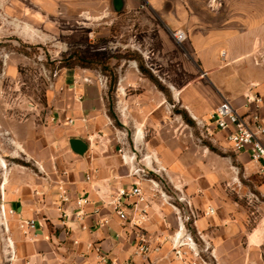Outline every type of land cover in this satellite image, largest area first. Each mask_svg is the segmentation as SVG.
I'll return each instance as SVG.
<instances>
[{"label":"rangeland","instance_id":"1","mask_svg":"<svg viewBox=\"0 0 264 264\" xmlns=\"http://www.w3.org/2000/svg\"><path fill=\"white\" fill-rule=\"evenodd\" d=\"M161 1L160 10L134 0L118 11L113 0H0V264L29 252L23 218L6 206L11 184L26 187L28 177L48 191L55 168L72 162L69 139L76 135L89 143V159L114 170L125 188L131 186L125 177L131 162L125 164L123 155L138 165L147 155L157 158L154 170L148 166L139 177L150 204L139 230L155 247L149 257L154 264H264V243L257 249L247 244L248 233L264 225V197L257 191L262 179L206 130L210 113L195 118L183 105L180 88L199 75V67L188 40L177 43L162 17L167 7L177 16V6L205 5L221 16L238 5L232 12L251 19L252 58L264 68V0ZM129 55L145 64L170 98L138 73ZM79 59L91 66L82 67ZM130 70L138 77L121 85ZM228 70L219 73L221 81L235 77ZM260 70L250 66L247 73L258 76ZM76 101L82 107L89 102L82 117L74 113ZM183 109L193 124L178 113ZM128 202L132 217L138 201ZM138 205L137 216L145 207ZM137 232L131 228L130 245Z\"/></svg>","mask_w":264,"mask_h":264},{"label":"crops","instance_id":"2","mask_svg":"<svg viewBox=\"0 0 264 264\" xmlns=\"http://www.w3.org/2000/svg\"><path fill=\"white\" fill-rule=\"evenodd\" d=\"M120 1L124 8L129 4L128 1L134 0ZM88 2L93 4L94 0H88ZM145 2L155 10L161 8V0H145ZM46 3L48 4V1ZM236 6L238 5H229L221 16L210 13L205 5L177 6L176 8L180 10L177 16L167 7L165 14H162L171 31L181 29L187 33L191 54L198 63L199 75L180 88L183 105L195 118L201 114L211 113L223 97L244 113L246 111L243 107L244 95L250 91L252 85L255 86L252 91L259 93L264 99V73L262 72L264 68L259 64V59L255 64L252 58L253 41L250 28L252 22L246 13L239 15L232 12ZM242 6L243 10L248 9L247 5ZM250 66L260 68V74L250 77L247 73ZM228 69L232 73L235 72V77L230 82L221 81L219 73L224 74V71ZM138 73L142 74L139 68ZM211 74L218 79V82L215 80L216 83H213ZM135 77H138L136 72L127 71V76L123 82L121 81V85L130 81L134 82ZM201 88L204 90L203 93ZM190 90H193L191 95L188 94ZM207 100H210L209 107L201 110L198 106ZM82 103L76 101L74 104V113L79 117L83 115L82 109L89 105V102L85 101L82 107ZM260 110L264 115V105ZM81 119L76 120L80 126L83 124V118ZM214 134L219 135L228 144L246 170L253 169L260 176L262 182L257 186V191L264 197V177L259 174L258 167L250 160V151L233 150L223 131L216 130ZM73 137L85 140L83 135ZM138 138L140 137H137V141ZM87 152L81 156L72 151L69 156L72 162L62 169L55 168L58 176L52 184L48 183V191L43 190V185L37 183V179L29 181L28 177L22 178L26 187L14 188L13 183L11 184L7 192L8 210L16 207V212L23 220L35 219L42 224L35 233L27 234L26 238L30 240L27 243L29 252L20 254L12 264H100L95 251L88 248L89 243L101 245L111 257L122 261L131 259L140 264L146 260V256L132 251V241L130 245L128 240L131 231L129 225H123L112 206L105 204L113 199L112 194L116 193L118 188L124 187V184L118 181L119 178L114 170L111 171L103 162L97 159L90 160L86 155ZM143 160L146 161L144 163L146 167L149 166L154 170L157 158L154 160L152 155H147ZM124 163L129 162L124 160ZM128 169L125 177L130 180V185L137 181L141 182L136 176L130 175L129 166ZM87 173L90 175L89 180L86 178ZM142 186H144L143 183ZM63 191L67 192L71 198L69 202L61 200L60 194ZM82 195H88L91 202L86 206V211L89 213L87 217L78 219L74 214L77 206L76 199ZM253 195L258 198V193ZM59 207L69 215L66 224L71 233L68 236L63 230L65 226ZM96 208H100V212L94 214ZM104 220H108V223L99 224ZM74 239L78 240L79 244H74ZM262 243H264V225L259 224L248 233L247 244L248 248L257 249Z\"/></svg>","mask_w":264,"mask_h":264},{"label":"built area","instance_id":"3","mask_svg":"<svg viewBox=\"0 0 264 264\" xmlns=\"http://www.w3.org/2000/svg\"><path fill=\"white\" fill-rule=\"evenodd\" d=\"M172 36L177 43H183L187 40V33L181 29L172 31ZM252 85L250 91L245 95L244 108L246 111L244 113L234 106L231 101L223 97L221 102L216 106V108L210 113L208 121L203 123V126L209 131L210 134H214L217 131H223L226 134V139L232 146V149L240 152L249 150L250 160L258 167V172L264 177V115L261 113V108L264 105L263 96L255 91ZM73 119H69V123H73ZM126 162H131L130 165V175L139 177L146 176V166L138 165L133 163L132 157L128 155L123 156ZM40 170H44L40 166ZM87 180L90 179V175L86 174ZM153 184H156L153 178H149ZM113 199L109 202H105L107 205H111L113 211L117 217L121 220V223L128 224L130 228H137L138 232L135 239L132 240V246L135 249V253L146 256V260L142 261L140 264H154L149 257L151 252L155 247H151L145 238V234L141 229L140 222L148 216L149 203L146 199L142 183L137 181L133 183L130 187H120L117 192L112 194ZM60 198L63 202H69L70 197L67 192L63 191L60 194ZM136 199L135 206L133 207L134 215L131 217L129 215L128 201ZM91 200L88 195H82L76 199V210L74 212L78 219H84L89 214L86 211V206L89 205ZM137 203V204H136ZM139 203H144L145 207L140 208L139 216H137V207ZM139 209V208H138ZM2 210L6 213L5 206H2ZM61 211V219L63 220V225L65 226L64 233L68 236L71 233L70 228L67 227L66 220L69 215L66 211ZM9 213H13L14 210H8ZM100 208L94 210L95 213H99ZM139 218V220H138ZM108 223V220L100 221L99 224ZM40 221L35 219L23 220L21 223V228L26 234L33 232L35 233L37 228L41 227ZM139 226V227H138ZM140 231V232H139ZM74 244H79V241L74 239ZM88 248L95 251L97 254L100 264H138L134 260H120L118 258H113L109 255L101 245L95 243H89Z\"/></svg>","mask_w":264,"mask_h":264},{"label":"trees","instance_id":"4","mask_svg":"<svg viewBox=\"0 0 264 264\" xmlns=\"http://www.w3.org/2000/svg\"><path fill=\"white\" fill-rule=\"evenodd\" d=\"M124 56H126V55H123L122 57H124ZM128 58L135 60L138 63V68H139L140 72L143 75H145L146 77H148L150 79V81H152L160 90L164 91V93L167 94V98H170V95L168 93L167 88L164 85H162L161 81L145 66V64L143 62H140L135 55H129ZM79 60H80V64L82 65V67L89 68L91 66L89 60H87V59H79ZM74 65H75L74 63H72V64L67 63L68 67H73ZM116 81H117V78L115 77V79L112 81V83L110 85V91L113 90L114 86L116 85ZM178 113L182 115L183 119L187 123H189V124L194 123L192 121V119H190L188 112L185 109L179 110ZM109 115L112 118L115 117L112 112Z\"/></svg>","mask_w":264,"mask_h":264},{"label":"water","instance_id":"5","mask_svg":"<svg viewBox=\"0 0 264 264\" xmlns=\"http://www.w3.org/2000/svg\"><path fill=\"white\" fill-rule=\"evenodd\" d=\"M122 3L120 0H118V2L114 1V7L120 11L122 9ZM69 146L70 149L78 155L84 156L85 153L88 151L89 149V143L79 137H72L69 139Z\"/></svg>","mask_w":264,"mask_h":264},{"label":"flooded vegetation","instance_id":"6","mask_svg":"<svg viewBox=\"0 0 264 264\" xmlns=\"http://www.w3.org/2000/svg\"><path fill=\"white\" fill-rule=\"evenodd\" d=\"M116 2H118V0H115Z\"/></svg>","mask_w":264,"mask_h":264}]
</instances>
